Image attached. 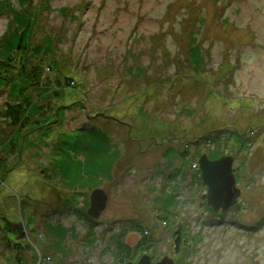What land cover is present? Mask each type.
Listing matches in <instances>:
<instances>
[{"label": "rangeland", "instance_id": "obj_1", "mask_svg": "<svg viewBox=\"0 0 264 264\" xmlns=\"http://www.w3.org/2000/svg\"><path fill=\"white\" fill-rule=\"evenodd\" d=\"M8 54L4 75L29 62L40 88L14 81L38 103L24 127L0 117V264H264V0H0ZM204 152L234 157L241 194L220 218L191 168ZM95 188L108 201L91 221Z\"/></svg>", "mask_w": 264, "mask_h": 264}, {"label": "water", "instance_id": "obj_2", "mask_svg": "<svg viewBox=\"0 0 264 264\" xmlns=\"http://www.w3.org/2000/svg\"><path fill=\"white\" fill-rule=\"evenodd\" d=\"M234 157L221 155L211 159L206 153L198 158L200 178L206 187V203L213 212H225L240 197L241 191L236 187V176L233 169ZM108 196L104 190L95 188L89 196V208L86 213L94 220L99 219L107 206ZM125 264H134L128 261ZM136 264H175L171 256L165 255L158 261H152L149 254H143Z\"/></svg>", "mask_w": 264, "mask_h": 264}, {"label": "trees", "instance_id": "obj_3", "mask_svg": "<svg viewBox=\"0 0 264 264\" xmlns=\"http://www.w3.org/2000/svg\"><path fill=\"white\" fill-rule=\"evenodd\" d=\"M198 22H201V19L198 20ZM28 24H30V22H28V23H26L24 25L25 26V28L23 29V31H25L24 32V35L25 34H28L29 35L31 33V30L29 31V29H28L29 28L27 26ZM19 35H20V37L22 36L21 34H19ZM3 40H4V43H5V37H3ZM198 41L199 40H198L196 34H192L189 37L187 36V39H186V46H187V49H188V53L196 61L198 59V56L202 53L201 47H199L198 44H197ZM19 46H21L22 49H26V47L23 46L22 44H17L16 45L17 48ZM13 60L14 59L12 58L11 54L5 55L4 58H2V59L0 57V84L2 85V88L1 89L8 90L7 91L8 101L6 102V104L4 106V109L3 110H0V117H3V119L6 120L7 123H9V124H16V125H20L21 127H24V125H22V116H24L25 119L26 118L28 119V116L31 114V112H30L31 108L37 109L38 106H35V103L36 104H38V103L35 102V100H28L30 98L29 96L20 97L18 94H16V91L17 90H16V86L14 84V81H16V79H19V78H21V79H25L26 78L27 79V77L24 76V75H27L28 73H33V75L38 80L37 82H33V84H37V87H38V85L40 84V81H39V77H38L37 73L39 71L34 70L33 72H31L29 70V68H28L29 62H23V67H24L23 75L20 74L19 77L16 75V77H14V79L13 78L6 77L4 75V72L5 71L7 72L8 71V68H4L3 69V63H5V67H10V66H13V64H12V61ZM27 84H29V83H27ZM38 88H40V87H38ZM21 90H23V86L20 87V91ZM50 90L51 89H49L48 91H50ZM50 93H53L54 96L52 97L50 95ZM56 94H58L57 91L56 92H49L46 96H47V98H50L51 97L52 99H54V98H56ZM2 105L3 104L0 105V108L2 107ZM54 112L55 113L52 116H54L55 114H57L56 113V110H54ZM239 135H241L240 136L241 145L237 149H238L239 152H241V150H243L245 148L247 141L245 139L242 140V134H239ZM220 138H222V137L221 136H215L214 137V135L211 134V132H210V133H207L206 135L200 137L199 139H197L196 141H194L192 144H193V146L195 145L196 148L200 149L201 147H198V145L201 144L202 148H204L208 143H215ZM224 138H225L224 140H226L228 137L227 136H224ZM238 140H239V137H238ZM188 152H189V148H187L184 151L182 150L181 151V154L186 155ZM215 156L217 158L219 157V155H215ZM199 174L200 173L197 172V176L200 178V175ZM236 207H237V203L234 205V208H236ZM208 208L211 210V214H213L214 216L219 217V218L223 216V213L224 212L219 211L217 214H215V213H213L211 207L208 206ZM89 219L91 221H93L92 218H89ZM262 222H264V220H262L259 223H262ZM132 223H133L132 224L133 225L132 226V229L133 230H137L138 232H140L141 231L140 228H142L141 227V224L138 223L136 220H132ZM259 226H261V225L258 224L255 227H259ZM177 233H180V230H178ZM19 235L21 236L22 235V232H19ZM176 243L177 244L179 243V237L176 238Z\"/></svg>", "mask_w": 264, "mask_h": 264}, {"label": "crops", "instance_id": "obj_4", "mask_svg": "<svg viewBox=\"0 0 264 264\" xmlns=\"http://www.w3.org/2000/svg\"><path fill=\"white\" fill-rule=\"evenodd\" d=\"M125 244L126 245H134L136 243H141L139 242L141 240V235L138 232H135L132 230V232H129L128 234H126L125 236ZM51 264H53V260L51 259Z\"/></svg>", "mask_w": 264, "mask_h": 264}, {"label": "built area", "instance_id": "obj_5", "mask_svg": "<svg viewBox=\"0 0 264 264\" xmlns=\"http://www.w3.org/2000/svg\"><path fill=\"white\" fill-rule=\"evenodd\" d=\"M209 145H210V143L207 144V146H209ZM197 159H198V156H197ZM191 168L193 170H199L198 162L194 163ZM37 264H51V257H49L48 255H43L40 252H38V262H37Z\"/></svg>", "mask_w": 264, "mask_h": 264}, {"label": "clouds", "instance_id": "obj_6", "mask_svg": "<svg viewBox=\"0 0 264 264\" xmlns=\"http://www.w3.org/2000/svg\"><path fill=\"white\" fill-rule=\"evenodd\" d=\"M207 146V145H206ZM206 146L204 147V151H206L207 150V148H206ZM202 148V147H201ZM203 149V148H202ZM204 153H206V152H204ZM201 155V154H200ZM200 155H198V158H199V156ZM227 155H229V154H227ZM199 171V170H198ZM200 173V172H199Z\"/></svg>", "mask_w": 264, "mask_h": 264}]
</instances>
